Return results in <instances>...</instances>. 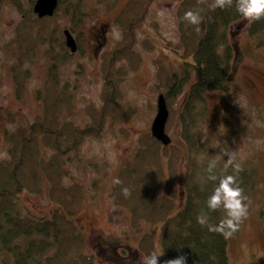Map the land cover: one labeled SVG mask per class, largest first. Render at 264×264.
I'll use <instances>...</instances> for the list:
<instances>
[{"label": "trees", "instance_id": "1", "mask_svg": "<svg viewBox=\"0 0 264 264\" xmlns=\"http://www.w3.org/2000/svg\"><path fill=\"white\" fill-rule=\"evenodd\" d=\"M34 1L29 0L30 4ZM117 1L98 0L106 11L113 9ZM151 1L137 0L133 4V0H128L116 14L120 39L102 53L100 68L105 88L101 98L103 103L99 107L86 106L88 122L83 126L70 119L75 104L67 87L61 84L54 62L59 55L60 59H64L72 53L66 51L63 37L58 48L61 53L55 51L56 35L47 27L49 18L57 15L61 9L69 16L71 27H79L84 17L80 4L71 0H57L53 14L39 18L31 6L29 13H25L13 29L14 35L7 47L16 54L10 73L17 98H21L29 77L28 70L23 66L35 56L40 46L44 47V55L51 62L44 83L34 91L40 103V113L25 125H19L15 130L3 134L9 147L8 158L0 161V255L8 258L7 264H95L93 256L84 252L81 225L76 218L83 204L82 187L78 183L66 185L62 181L67 176V162L71 154L79 151L85 137L98 136L108 118L125 121L134 112L128 113L126 117L119 109L118 87L126 64L118 63L125 58L131 60V70L138 64L139 56L133 47L134 29L142 22ZM12 2L20 7L19 0ZM214 2L180 1L175 12L180 43L184 46V53L191 56L189 62L183 63L189 68L182 67L181 72L175 74L159 66L157 74L159 86L164 90L162 96L168 107V117L172 115L171 101L182 92L188 78H192L178 115L180 134L186 146L181 182L184 204L178 209L174 205L178 193L175 168L182 152L170 143L160 146L162 144L149 133L139 138L142 146L134 154L140 156L134 157L137 168L132 165L133 156L125 160L108 192L112 203L130 207L128 220L135 232L140 229V220L161 223L163 253L171 259L184 255L187 264H228L229 237L218 231H209L197 222L198 215L205 211V200L213 184L206 180L209 161L201 157L196 147L198 132L195 110L202 106L205 93L226 90L225 84L232 73L235 56L228 29L243 18L236 11L235 5L214 9ZM188 11L199 13L201 23H189L185 19ZM244 30L251 40H255V46L264 47V18L255 22L248 21ZM77 41V48L81 51L82 41L78 38ZM114 66L117 68L114 69ZM10 119L13 120V116ZM160 149L167 156V176L162 169ZM227 163L217 161V172L234 174L236 166L231 164L225 169ZM152 166L159 167L160 171L149 173ZM135 174L141 176V179L137 180ZM235 174L243 194L254 188L252 168H239ZM93 183L97 185L98 180L95 179ZM43 185L46 186V198L56 208L48 216L38 217L23 211L20 196L24 193L40 194ZM137 210L140 212H133ZM174 210L176 212L172 214ZM224 217L223 209L209 213L210 223L215 225H219ZM238 232L239 229L232 235ZM148 242L149 238L144 235L141 247L147 249Z\"/></svg>", "mask_w": 264, "mask_h": 264}, {"label": "rangeland", "instance_id": "2", "mask_svg": "<svg viewBox=\"0 0 264 264\" xmlns=\"http://www.w3.org/2000/svg\"><path fill=\"white\" fill-rule=\"evenodd\" d=\"M71 1L78 2L84 12L81 25L73 29L69 16L61 9L49 18L47 27L56 35L54 49L58 54L61 53L58 48L64 29H71L77 43V38L82 41L81 51L77 50L64 59H60L59 55L54 62L61 84L67 87L75 104L70 119L83 126L88 122L86 106L99 107L103 103L102 53L120 39L116 14L128 0H118L110 11H106L98 0ZM180 1L149 2L146 15L134 29L133 47L139 56L138 64L131 70V60L125 58L118 63L126 65L118 87L120 107L115 105L126 117L134 112L125 121L108 118L101 133L85 137L79 151L72 153L67 162V176L62 182L66 185L78 183L82 187L83 204L76 218L81 225L84 252L93 256L95 264H139L140 256L162 251L161 223L140 220V229L135 232L128 220L130 207L112 203L109 193L125 160L132 156L134 160L139 156L134 155L142 146L139 138L147 133L152 136L149 127L156 113V100L159 94L164 95L157 75L159 66L175 74L180 73L182 67L189 68L183 64L189 62L191 56L184 53V46L180 43L175 12ZM135 2L137 0L132 3ZM19 4L20 7L12 0L0 1V161L8 158L9 143L4 138V132L25 125L40 113V103L34 91L44 83L51 62L44 55V47L40 46L35 56L23 66L28 70L29 77L21 98H17L10 73L16 54L7 45L13 38L16 24L33 6L29 0H19ZM126 13L128 11L123 14ZM247 22L241 18L228 29L235 56L232 73L225 84L226 90L205 93L202 106L195 110L196 147L201 157L224 163L229 159L225 155L227 152L232 157L233 166L253 169L254 188L243 194L248 204V215L241 222L239 232L227 238L228 264H264V47L255 46V40L248 37L244 30ZM189 74L192 76L191 72ZM191 81L192 78H188L182 92L171 101L172 115L170 119L166 116L168 125L164 127L169 143L182 152L175 168L178 185L174 199L176 209L184 204L181 182L186 160V146L180 134L178 115ZM161 156L162 169L167 176V156L162 151ZM134 168L137 166L134 165ZM154 171H160L159 167L152 166L149 173ZM135 177L141 179L139 175L135 174ZM95 179L98 180L97 185H93ZM42 187L40 194L24 193L20 196L23 211L38 217L48 216L56 208L45 196L46 186ZM174 212L176 210L172 214ZM144 235L149 238L147 249L141 247ZM169 259L164 253L160 256L161 262ZM7 262L8 258L0 255V264Z\"/></svg>", "mask_w": 264, "mask_h": 264}, {"label": "clouds", "instance_id": "3", "mask_svg": "<svg viewBox=\"0 0 264 264\" xmlns=\"http://www.w3.org/2000/svg\"><path fill=\"white\" fill-rule=\"evenodd\" d=\"M235 5L236 11L245 20L255 22L264 18V0H215L213 8L224 9ZM185 19L193 24L201 23L199 13L188 11L185 13ZM2 155H6L2 154ZM228 163L225 169L232 164V157L229 153ZM239 168L234 169V174L218 173L217 160L212 159L208 162L206 168V180L212 182L213 187L205 200V211L197 217V222L206 226L209 231L220 232L225 237H230L239 229L243 219L248 215V204L243 195V190L237 182L235 173H238ZM118 182V181H117ZM125 193L127 190L125 189ZM223 209L225 217L219 225L210 223L209 213ZM163 251H153L139 257V264H187V259L184 255H178L175 258L161 262L160 256Z\"/></svg>", "mask_w": 264, "mask_h": 264}, {"label": "water", "instance_id": "4", "mask_svg": "<svg viewBox=\"0 0 264 264\" xmlns=\"http://www.w3.org/2000/svg\"><path fill=\"white\" fill-rule=\"evenodd\" d=\"M57 6V0H35L33 4V11L37 14L38 18L42 16H51L54 9ZM65 38V45L71 52L76 51V41L68 29L63 31ZM156 113L150 125V132L152 136L161 142L163 145H167L170 142L168 135L164 131L165 123L168 116V110L164 96L159 94L156 100Z\"/></svg>", "mask_w": 264, "mask_h": 264}, {"label": "flooded vegetation", "instance_id": "5", "mask_svg": "<svg viewBox=\"0 0 264 264\" xmlns=\"http://www.w3.org/2000/svg\"><path fill=\"white\" fill-rule=\"evenodd\" d=\"M74 39H75V37H73ZM75 41H76V39H75Z\"/></svg>", "mask_w": 264, "mask_h": 264}]
</instances>
